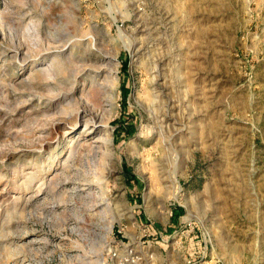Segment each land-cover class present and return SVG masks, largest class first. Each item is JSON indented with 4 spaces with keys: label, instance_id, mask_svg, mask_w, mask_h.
<instances>
[{
    "label": "rangeland",
    "instance_id": "374dc122",
    "mask_svg": "<svg viewBox=\"0 0 264 264\" xmlns=\"http://www.w3.org/2000/svg\"><path fill=\"white\" fill-rule=\"evenodd\" d=\"M0 264H264V0H0Z\"/></svg>",
    "mask_w": 264,
    "mask_h": 264
},
{
    "label": "bare ground",
    "instance_id": "6f19581e",
    "mask_svg": "<svg viewBox=\"0 0 264 264\" xmlns=\"http://www.w3.org/2000/svg\"><path fill=\"white\" fill-rule=\"evenodd\" d=\"M76 128V127H75ZM179 129V128H178ZM72 162V161H71Z\"/></svg>",
    "mask_w": 264,
    "mask_h": 264
}]
</instances>
